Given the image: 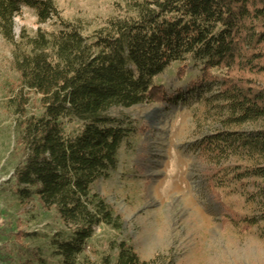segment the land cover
Instances as JSON below:
<instances>
[{"label":"trees","instance_id":"16d2710c","mask_svg":"<svg viewBox=\"0 0 264 264\" xmlns=\"http://www.w3.org/2000/svg\"><path fill=\"white\" fill-rule=\"evenodd\" d=\"M23 8L35 12L40 27L53 23L59 30L17 39L15 19ZM116 14L86 37L83 23L63 19L54 0H0V37L12 48L18 76L9 103L16 134L13 194L21 205L35 200L59 217L64 229L50 239L58 264H94L83 257L97 229H118L112 208L93 192L116 174L130 137L110 112L168 103L156 80L173 65L201 62L199 89L221 76L226 126L264 124V0H123ZM203 146L211 157L241 149L264 160V127L249 139L226 135ZM234 182L251 189L258 211L256 218H242L223 206L231 214L228 225L246 235L264 225V169H244ZM211 185L219 189L217 181ZM229 193L215 196L222 204ZM116 251L115 262L105 264H156L141 262L126 243ZM36 256L37 264L48 263Z\"/></svg>","mask_w":264,"mask_h":264},{"label":"rangeland","instance_id":"374dc122","mask_svg":"<svg viewBox=\"0 0 264 264\" xmlns=\"http://www.w3.org/2000/svg\"><path fill=\"white\" fill-rule=\"evenodd\" d=\"M54 1L63 19L83 23L86 37L115 18L116 6L123 4V0ZM39 30L59 28L53 23L40 27L35 12L23 8L15 19L16 38L23 33L34 38ZM11 62L12 48L0 37V264H37L36 254L47 264H58L50 239L64 229L59 217L35 200L23 206L13 194L16 134L9 103L18 76ZM183 67L173 65L156 80L166 90L168 103L110 112L130 137L120 152L116 174L93 188L119 224L118 229H97L83 257L94 264L115 262L121 243L131 246L143 263L264 264V225L241 235L228 225L231 214L223 208L242 218H256L258 211L248 195L251 189L235 186L234 178L244 169H264V160L241 149L211 157L203 146L226 135L249 139L261 133L264 124L226 126L228 111L219 95L221 76L218 84L199 89L201 62L190 61ZM32 101L34 113L37 100ZM156 115L159 126L154 124ZM214 145L219 146L216 141ZM215 181L216 192L230 191L222 204L211 188Z\"/></svg>","mask_w":264,"mask_h":264},{"label":"bare ground","instance_id":"6f19581e","mask_svg":"<svg viewBox=\"0 0 264 264\" xmlns=\"http://www.w3.org/2000/svg\"><path fill=\"white\" fill-rule=\"evenodd\" d=\"M154 124H155V126H157V125L159 126V124H160V116L159 115L155 116Z\"/></svg>","mask_w":264,"mask_h":264}]
</instances>
